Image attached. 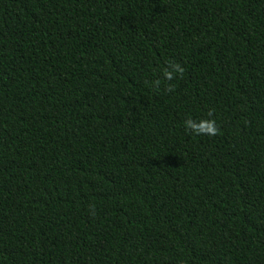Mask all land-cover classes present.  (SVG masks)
I'll use <instances>...</instances> for the list:
<instances>
[{"label": "trees", "instance_id": "trees-1", "mask_svg": "<svg viewBox=\"0 0 264 264\" xmlns=\"http://www.w3.org/2000/svg\"><path fill=\"white\" fill-rule=\"evenodd\" d=\"M0 264H264V0H0Z\"/></svg>", "mask_w": 264, "mask_h": 264}, {"label": "clouds", "instance_id": "clouds-1", "mask_svg": "<svg viewBox=\"0 0 264 264\" xmlns=\"http://www.w3.org/2000/svg\"><path fill=\"white\" fill-rule=\"evenodd\" d=\"M172 67L174 71H177V72L182 71V69H180L178 65H173ZM165 76L168 79H171L172 73L165 70ZM209 115H211V113H209ZM185 126L195 129L198 134L202 133V134H208V135H215L217 131L215 122L212 120L202 122L200 125H193L191 124V122L186 121Z\"/></svg>", "mask_w": 264, "mask_h": 264}]
</instances>
